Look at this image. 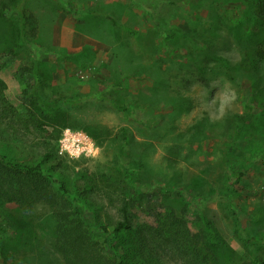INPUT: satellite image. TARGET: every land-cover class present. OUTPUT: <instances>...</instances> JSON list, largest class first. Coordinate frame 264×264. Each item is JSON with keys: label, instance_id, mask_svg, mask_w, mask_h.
Wrapping results in <instances>:
<instances>
[{"label": "rangeland", "instance_id": "1", "mask_svg": "<svg viewBox=\"0 0 264 264\" xmlns=\"http://www.w3.org/2000/svg\"><path fill=\"white\" fill-rule=\"evenodd\" d=\"M0 3V79L16 113L9 150L29 162L53 155L56 179L87 189L85 214L102 224L119 219L124 200L136 228L187 211L194 233L199 215L217 231L213 263L264 264V117L253 118L260 138L235 130L251 97L264 113V21L240 0ZM132 161L143 168L126 182ZM228 185L243 191L233 204ZM54 229L47 208L24 214L0 200V264H64Z\"/></svg>", "mask_w": 264, "mask_h": 264}, {"label": "trees", "instance_id": "2", "mask_svg": "<svg viewBox=\"0 0 264 264\" xmlns=\"http://www.w3.org/2000/svg\"><path fill=\"white\" fill-rule=\"evenodd\" d=\"M240 1L244 4L243 11L248 19L264 21V0ZM6 6L0 3V13L6 14ZM20 16L24 20L33 18L31 15L30 18L26 17L24 12ZM209 33L207 30L206 34L211 38ZM225 37L231 35L226 34L223 38ZM255 58L248 55L246 63L257 66ZM5 90L6 84L0 79V200L16 206L24 214L33 213L39 206L50 210L55 221L54 250L64 264H156L163 260L171 262L170 258L175 264H215L212 262L214 252L211 247L218 243L219 235L211 222L206 221L202 215L198 217L203 220L204 228L198 233L190 228L189 224L193 219L187 211L181 217L174 211H169L158 216L157 227L136 228L135 216L128 200H124L119 207V219L112 225L102 224L96 217H87L85 210L90 206L89 199H92L88 190L79 189L76 185L71 187L60 180L59 176L56 179L57 164L52 161L53 155L46 154L39 161L29 162L8 149L6 135L14 133L11 128L16 113L7 101ZM102 94L100 92L98 96ZM251 100L253 103L244 104L248 119L242 125L235 126V130L237 134H241L242 129L247 127L253 135L260 138V123L257 120L254 122L253 118L261 120L264 113L255 114V101L252 97ZM112 104L124 112L126 117H130L129 107L114 101ZM257 105H261L260 109L264 111V102L258 101ZM122 132L124 142L128 144L127 130ZM142 168L143 165L135 161L123 166L124 180L130 182L132 170ZM243 175L236 177V186L241 184ZM230 187L228 185L225 188L224 194L232 203L243 195V191L238 187ZM236 221L240 224L239 217H236ZM129 234L134 236V245L128 242Z\"/></svg>", "mask_w": 264, "mask_h": 264}]
</instances>
